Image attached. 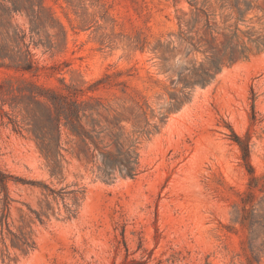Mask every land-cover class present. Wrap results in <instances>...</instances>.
Listing matches in <instances>:
<instances>
[{"label": "rangeland", "instance_id": "obj_1", "mask_svg": "<svg viewBox=\"0 0 264 264\" xmlns=\"http://www.w3.org/2000/svg\"><path fill=\"white\" fill-rule=\"evenodd\" d=\"M39 1L51 21L36 34L25 10L0 28L9 48L5 32L25 30L38 68L0 64L3 99L25 103L34 85L99 100L96 130L134 144L141 172L99 178L63 132L51 177L46 123L0 100L10 216L48 215L33 225L35 248L0 264H264V0H239L242 18L226 0ZM235 26L249 54L213 65Z\"/></svg>", "mask_w": 264, "mask_h": 264}, {"label": "trees", "instance_id": "obj_2", "mask_svg": "<svg viewBox=\"0 0 264 264\" xmlns=\"http://www.w3.org/2000/svg\"><path fill=\"white\" fill-rule=\"evenodd\" d=\"M0 1V28L4 29V21L11 19L12 14L21 13L22 10L26 11V16L29 18L31 24L29 31L31 34L35 33V29L39 24L51 21V17L39 0ZM6 2L10 6H5L4 3ZM225 2L223 7L226 6L232 13H237L240 18L243 17V10L240 8L239 0H226ZM204 15L205 31L211 34L214 29L210 25L209 15ZM238 32L239 29L236 26L233 30H230L229 27L222 29L221 34L225 40L223 44V55L220 59H217L218 53L212 54L213 58L211 61L213 65L220 64L224 57H227L231 62L236 57H247L250 49L244 43L239 45L235 42L239 39ZM5 34V40L12 42L13 47L9 48L7 44H0V64L8 61V66L16 70L22 72L36 71L38 68L32 60V54L29 51L30 44L25 43V30L16 26L13 28L11 34L7 31ZM30 39L32 40L31 36ZM248 42H252L255 45L259 44L257 40L253 41L248 39ZM33 44L35 46L43 44L48 49H51L53 46L49 40L46 43L38 41L33 42ZM261 44L264 48V42ZM22 47L25 50H22ZM3 96L4 94L1 91L0 85L1 106L8 104L11 108H17L20 104H24L26 113L34 121V126L37 123H46V128H48V142L43 145V150H45L46 160H51L53 163L49 171L51 177L56 176L58 173L59 162L62 158L60 151L62 150L61 140L63 132L68 139L67 143H73L78 148V158H80L79 152H82L87 162L93 164L95 168V171H93L92 167V173L97 172L99 178L107 180L115 171H118L123 178H134L141 172L139 154L136 152L134 144L131 143L124 149L119 142L122 136L121 134H113L110 132L108 135H104V131L96 130L99 121L93 115H99L100 107L98 106H101L99 100L90 98L88 101H78L50 90L38 88L34 85L31 86L29 94L24 96L28 100L25 103L8 102L3 99ZM90 101H94L95 104H91ZM0 111V115L2 114L1 117H8L7 113L2 112V110ZM13 123L17 127L16 122ZM106 136L113 140L112 143L106 141ZM112 144L115 145V149H112ZM9 179L10 176L0 170V256L3 259H10V250L19 251L22 255H26L33 250L35 248L33 238V225H35V220L39 224H43L44 220L42 217L48 219L47 213H38L31 209H28V214L20 211L21 216L18 221L11 218V199L7 194V183ZM44 188L49 194H56L48 186L44 185ZM67 211L71 212L70 209H67ZM30 214H33L34 218ZM262 250H264V246Z\"/></svg>", "mask_w": 264, "mask_h": 264}]
</instances>
